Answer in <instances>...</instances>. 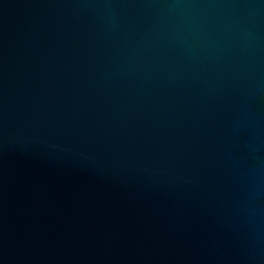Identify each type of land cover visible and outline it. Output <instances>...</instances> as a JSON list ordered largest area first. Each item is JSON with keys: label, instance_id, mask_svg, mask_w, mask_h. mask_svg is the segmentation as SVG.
<instances>
[{"label": "water", "instance_id": "water-1", "mask_svg": "<svg viewBox=\"0 0 264 264\" xmlns=\"http://www.w3.org/2000/svg\"><path fill=\"white\" fill-rule=\"evenodd\" d=\"M0 264H264V0H0Z\"/></svg>", "mask_w": 264, "mask_h": 264}]
</instances>
